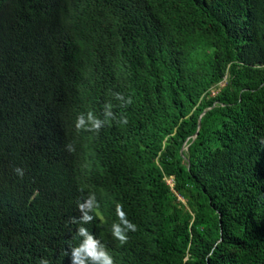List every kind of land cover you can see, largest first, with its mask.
I'll return each instance as SVG.
<instances>
[{
	"label": "trees",
	"instance_id": "16d2710c",
	"mask_svg": "<svg viewBox=\"0 0 264 264\" xmlns=\"http://www.w3.org/2000/svg\"><path fill=\"white\" fill-rule=\"evenodd\" d=\"M82 227L114 264H264V0H0V264H79Z\"/></svg>",
	"mask_w": 264,
	"mask_h": 264
},
{
	"label": "clouds",
	"instance_id": "9594fccd",
	"mask_svg": "<svg viewBox=\"0 0 264 264\" xmlns=\"http://www.w3.org/2000/svg\"><path fill=\"white\" fill-rule=\"evenodd\" d=\"M116 98L121 101L123 106L130 105L132 101V97L129 96L127 99L120 94L116 93ZM120 125H127L128 118L126 116L116 118L113 111L111 103L105 104L104 106V118L100 119L95 116L92 112H88L85 117L84 114H81L77 117L75 122V127L77 132L80 131H91L95 133H99L100 129L104 127L106 124L111 126L113 120ZM66 150L74 153L76 151L75 146L71 143L66 145ZM14 171L22 178L24 175L23 169L17 167ZM83 191V189H81ZM78 207L81 211L84 212L83 219L84 221L92 220V215H89V211L94 213L95 216H99V202L96 198L94 192H90L87 198L78 204ZM116 215L119 218V223H113L112 225V235L113 237L119 241L121 246L125 245L129 236L127 233L129 231L135 232L137 230V225L131 222L126 213L123 210V206L117 204L116 206ZM74 219V218H73ZM102 219V218H101ZM79 235L83 236L84 241L74 249L73 256L74 260H78L79 264H88L91 261V264H114L113 257L109 254V252L105 249V247L101 244V242L94 237L86 228H81ZM67 255V252L65 253ZM39 264H49L47 259H41Z\"/></svg>",
	"mask_w": 264,
	"mask_h": 264
},
{
	"label": "rangeland",
	"instance_id": "374dc122",
	"mask_svg": "<svg viewBox=\"0 0 264 264\" xmlns=\"http://www.w3.org/2000/svg\"><path fill=\"white\" fill-rule=\"evenodd\" d=\"M225 82H226V81L220 83V86H219V87L213 89V95H217V94L220 92L222 86L225 85ZM166 181H167V183H168L171 187L174 186L173 178H171V177H167Z\"/></svg>",
	"mask_w": 264,
	"mask_h": 264
}]
</instances>
